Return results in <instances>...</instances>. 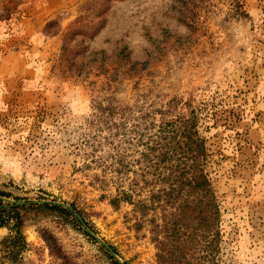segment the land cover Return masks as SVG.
<instances>
[{
    "label": "rangeland",
    "instance_id": "obj_1",
    "mask_svg": "<svg viewBox=\"0 0 264 264\" xmlns=\"http://www.w3.org/2000/svg\"><path fill=\"white\" fill-rule=\"evenodd\" d=\"M109 95L191 103L220 203L218 264H264V0H0V190L74 204L125 264H158L150 226L112 206L114 174L93 160L111 161L110 144L90 146L109 134L90 124ZM24 213L31 264H62L42 228L76 264L117 261L75 216Z\"/></svg>",
    "mask_w": 264,
    "mask_h": 264
},
{
    "label": "trees",
    "instance_id": "obj_2",
    "mask_svg": "<svg viewBox=\"0 0 264 264\" xmlns=\"http://www.w3.org/2000/svg\"><path fill=\"white\" fill-rule=\"evenodd\" d=\"M120 52L126 59L125 49ZM93 60L108 72L105 58ZM115 77L112 73L109 82ZM190 104L186 103V112H178L176 99L155 108L143 103L121 104L109 95L95 100L96 113L90 122L94 130L109 133L102 139L95 136L90 146L96 152L110 144L109 165L105 156L93 157L95 162L110 167L116 179L117 194L110 203L116 209L123 202L133 205L139 216L137 230L148 223L158 264H218L222 240L220 203L207 170V140L200 131L198 113ZM0 195L10 197L1 190ZM15 200L24 203L0 199V228L8 229L0 240V264H31L26 260L32 245L24 231V212L50 210L69 217L74 216V211L55 203ZM72 207L78 210L74 204ZM40 233L62 264H76L51 231L42 228Z\"/></svg>",
    "mask_w": 264,
    "mask_h": 264
},
{
    "label": "water",
    "instance_id": "obj_3",
    "mask_svg": "<svg viewBox=\"0 0 264 264\" xmlns=\"http://www.w3.org/2000/svg\"><path fill=\"white\" fill-rule=\"evenodd\" d=\"M0 199H2L3 201H6V202H10V203H24V200H19V201H16V200H13V199H10L8 197H5V196H1L0 195ZM45 202H49V203H55V204H58V205H61L65 208H68L72 211H74V216L80 220L79 223H81L82 225H84L87 229V232L89 233V235H91L92 237H94L95 239H97V241L105 246L110 252L111 254L114 256V258L120 263V264H125L124 261L122 260V258L111 248V246L104 240L102 239L100 236H98L90 227H88L82 217L80 216V214L74 210V208L72 207V205L68 204V203H65V202H61V201H45Z\"/></svg>",
    "mask_w": 264,
    "mask_h": 264
}]
</instances>
